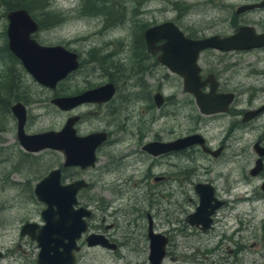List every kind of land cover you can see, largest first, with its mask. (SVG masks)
<instances>
[{
    "label": "rangeland",
    "instance_id": "obj_1",
    "mask_svg": "<svg viewBox=\"0 0 264 264\" xmlns=\"http://www.w3.org/2000/svg\"><path fill=\"white\" fill-rule=\"evenodd\" d=\"M120 1L127 5L124 7L120 5L118 9L122 10L127 6L128 16H133L131 7L138 9L139 13L134 12V16H137L135 18L141 22L149 21L153 24L171 19L186 32L194 31L198 35H209L215 32L224 34L233 31L232 15L235 13V8L243 2L255 0ZM82 6H84L82 0H50L45 8L51 14L55 15L54 13H56V16L62 19L52 27L39 28L35 31V37L46 44H67L66 46L79 52V67L61 82V85L67 90L72 91V89L86 87L88 83L105 81L110 77L107 73L116 76L118 74L117 83L118 85L120 83L121 87L119 85L115 96L108 102L109 104L101 107L88 105L81 108L82 121L78 123V128L82 133L105 128L113 132L111 137L114 140H110V138L101 145L95 166L82 170H64L63 173L65 176L70 174L66 177L84 176L92 183L93 180H111L113 175H132L134 176L132 180H140L139 177L145 173L153 176L161 174L164 170H171L173 166L168 159L175 157H155L144 153L140 150V143L143 140H139L138 136L144 132L143 139H151L155 136L164 140L174 138L194 125L192 117H196L197 111L190 113L191 108L183 97L181 84H178L176 75L166 67L157 65V68L150 70L153 74L140 76L138 73L134 78L131 77L129 74L132 72L129 68L131 60L136 61L140 67L142 56L137 59L132 55V49L128 43L131 38L130 27H127L131 23L129 20L125 22V25H117L103 30L102 18L104 14L83 12ZM5 12L4 2L0 0V78L9 68L13 74H15L14 69H17L16 63L12 64V59H9L1 49L7 41ZM236 15L238 24L251 23L257 30L264 31V9H251ZM99 47L111 49L114 53H117V50L121 48L114 56L119 61L106 56L104 57L106 66H102L99 61L96 64L89 60L90 56L96 53H89V51H95ZM95 55L101 57L97 53ZM202 58L203 72L216 66L220 72V88L234 92V99L228 110L218 115L214 119L215 121L199 124L209 143L215 145L218 143V139L223 138V135L228 132L232 119L234 124L241 125L242 114L238 109L245 110L254 107L264 99V47L225 53L209 49L203 51ZM116 62L122 63L123 70L122 68L120 70L124 71L126 75L116 71ZM221 66H226V68L220 71ZM15 76L21 82L15 79L16 81H13L12 86L8 89L9 93L18 95L22 92H16L17 85L15 84L18 82L28 87L32 96V100L25 103L27 108L26 130L34 132L60 128L71 112L57 108L50 101V89L38 82L25 68H21V72ZM126 79L129 84L133 82L136 85L150 84L149 87L148 84L142 86L143 99L135 97L131 104L124 100L123 96L127 90H140L138 86L133 85L127 86L128 89L123 87V81ZM160 84L164 95L177 93L180 102L167 99L160 108H157L155 104L154 107H149L150 100L144 99V92L146 90L148 92V89L151 88L152 93ZM113 106H116L117 110L111 112ZM80 110L77 107L73 112ZM128 117L129 119H127ZM263 121L264 114L258 116L252 123L245 124L248 126L245 131L242 128L237 130L238 127L234 125L233 132L231 131L232 135L226 137L222 156L216 159L199 156L195 162V172L199 178L210 179L221 174L222 191L228 190L226 196L229 200L243 195V199H234L223 209L225 213L223 228L228 234L235 231L231 235V239L225 241L227 250L233 248L235 242L243 244V250L237 253V259L244 264H264V191L256 190L257 184L261 182V177L248 173L257 154H255L256 151L253 150L252 145L257 138V133L261 130V128H257L258 126L255 127V124H262ZM0 126V243L10 246L7 248H11L13 252H21L16 243L11 242L18 235V226L27 218L40 219L39 209L42 205L36 201V194H34L32 186L45 172L53 166H57L63 156L60 151L51 148L35 152L25 151L16 138V119L11 112L5 114L0 112ZM101 175L105 177L101 178ZM248 175L249 177L246 178ZM65 176L63 175V177ZM105 184L112 183L105 182ZM129 185L131 188L128 192L138 196V189L134 188V184L130 182ZM253 242H256L255 246H253ZM133 257L137 258L136 260L143 259L144 252L136 253ZM4 263L13 264L12 261L8 263L5 259ZM103 263L111 264L112 261H103Z\"/></svg>",
    "mask_w": 264,
    "mask_h": 264
},
{
    "label": "flooded vegetation",
    "instance_id": "obj_2",
    "mask_svg": "<svg viewBox=\"0 0 264 264\" xmlns=\"http://www.w3.org/2000/svg\"><path fill=\"white\" fill-rule=\"evenodd\" d=\"M260 8L264 9V6L256 7L252 9H260ZM249 10H245L243 12ZM184 33L191 37H202L207 35V34L198 35L196 32L190 34L189 32L186 31H184ZM32 35L35 36V33ZM143 42H144L145 51L142 57L140 58L141 66L139 67V69L141 70L140 76H147L148 74L152 73L150 72V70L157 68V65H159V67L161 66L166 67V66L163 63H161L157 58L159 52L161 51L160 49H158L154 53H151L150 51L147 50L146 41L144 38V31H143ZM161 42H163V40L157 41V43H161ZM48 44H55V43H48ZM63 45L66 46L67 44H63ZM262 47L264 46L255 47L251 49H258ZM209 49H214L216 51H220L221 53L228 52V51L218 50L215 48L202 49L199 52V56H198V63L201 66V71H200L201 77L202 79H204L208 74H211L213 76V79L218 83L216 90L219 92H229L220 88V81H219L220 72L218 71V68L216 66H212L207 72H203V68L201 64L203 59L202 53L203 51ZM229 51H234V50H229ZM77 53L79 58L80 57L79 52ZM15 57L16 59L14 58V60L17 65V69L19 72H21V68L24 69L25 67L21 63L20 59L17 56ZM79 65H80V60H79ZM223 65H227V64H223ZM225 68L226 66H221L219 70L222 71ZM19 72H17V74H19ZM71 72H69L65 78L59 80L54 87L44 85V87L50 89L51 92L50 101L53 97L79 93L87 88L98 86L107 81H112L115 84V88H116L115 93L109 100L102 102L86 101L71 109L64 110L66 112H71L67 115L66 119L72 115H76V114L79 115V119L74 124L76 128V132L78 134H87L91 131L82 133L78 128V123L82 121V114H83L82 110L80 109L88 105L101 107L106 104H109L108 102H110L115 96L120 83L118 85V83H116L115 81L110 80V78H107L105 81H102L100 83H88L86 87L77 88L74 90L72 89L73 88L72 87L71 88L72 91H71L70 89L67 90L66 87L61 85V82L64 79H66L71 74ZM172 73L176 75L178 84L180 83L182 86V93L184 95L183 97L185 98V101L188 103L189 107L191 108L190 113L193 111L195 113V111H197V114L195 113L196 117H192L194 121V125L190 126L185 131L177 134L174 138L185 136L191 133H199L203 136L204 145L208 147L209 150L204 149L203 146L199 143H192L180 149L169 150L167 152H163L157 155H152L148 153L146 150H144L142 146L150 140H154V139L164 140V139H161L158 136H155L154 138L151 139H143L144 137L142 138V135L144 134V132H142L138 136L139 140L141 139L143 140V142L140 141L141 142L140 150H142L144 153L150 154L155 157H164V156L175 157L174 159H168V161H170L171 165L173 166L172 169L164 170L161 174L153 175V176H151V174L145 173L144 175L139 177L141 178L140 180H132V177H134L132 175H113L111 180H107V179L106 180L102 179L97 181L93 180L92 183L91 181L87 180L84 176L82 177L79 175H71L70 177H66L70 174H67L65 176V174L63 173L64 170H70V169L82 170L92 166L86 168H81L76 165L66 166V167L62 166V162L64 159V155L62 153L63 158L60 161V163L57 165L60 166L62 169L61 181L63 183H68L76 179L83 178L87 183L86 185L82 186L80 189L77 190L76 192L77 201L73 205L75 209L82 206L88 210L87 214L82 215V218L86 220V228L82 230L78 236L75 237L74 239L75 246L72 247L71 249V252L74 254L73 264H105L103 263V261H108V260L112 261L111 264H135V263L154 264L153 260L154 261L156 260V262H158L156 264H244L242 261L237 259V253L238 252L240 253L243 250L242 247L243 244H241V242L240 243L235 242L234 243L235 246L227 250V242L225 241L231 239L230 237L232 234L235 233V231L233 230L230 234H228L223 228V216L225 215L223 209L227 205H229L230 201L232 202L234 199H243V195L237 196L236 198L229 200L228 196H226V192L228 190L222 191L223 187L220 184L221 174H219L218 177L209 179L206 177L199 178L196 176V172H195L196 169L195 162L199 156H204L206 158L213 157L215 159L222 156V153L224 152L223 147L226 144V137L228 135L230 136L232 135L233 132L232 127L234 128L235 127L234 125L236 124H234L233 122L234 120L232 119L230 122V127L228 132L223 135V138L224 137L225 138L223 139L222 137H220L218 139L217 144L215 145L210 144L206 137V134L204 133V131L200 129L199 124L206 123L208 121H213L218 117V115L223 114L224 111H217L213 113H204L200 111L199 107L196 104L194 94L189 91H186L183 88V81L181 75L176 72H172ZM107 74L109 75V73ZM161 76H163V74H161ZM16 80L17 81L19 80V82H21L20 79H16ZM127 80L123 81L124 84L123 87L128 89L127 86L133 85V86H138L140 90L139 91L127 90V92L123 96L124 100L129 104H131L134 101L135 97L143 99L142 86H147L148 84L149 87L150 84L147 83V81H144L147 84H142V85H138V84L136 85L135 82L129 84ZM15 85H17L16 92L17 91L18 92L22 91V92L21 93L17 92L18 95L14 93L17 96V98H15L13 102L20 101L24 105L26 102H30L32 100V96L29 88L26 87L24 84L18 82H16ZM160 87L161 84L152 93H151V88L148 89V92L147 90L144 92L145 94L144 99L151 100L148 103L149 107H154L155 104L157 108H160V106L162 107L167 99L168 100L174 99V101L180 102L179 101L180 97L177 96V93L164 95ZM208 89H209V83H207L205 86L202 87V90L204 91H207ZM157 91H160L163 94V99L161 100L160 105H157L155 99V93ZM125 101L123 102L125 103ZM262 104H264V99H262L261 102L254 107L246 108L245 110L238 109L239 113L242 114L241 117L242 123L239 122L241 125H236L238 127L237 130H241L242 128L245 131L248 128V126H246L245 124L252 123L255 119H257L258 116L264 114V109H262L251 118L243 119V116L247 110L257 108ZM77 107H79L80 111L73 112V110ZM25 109H26V118L24 123L25 132L34 133V132L44 131V130H40V131L29 132L26 130V126H25L27 120L26 105H25ZM115 110H117L116 106H113L111 108V112ZM11 114L15 117L12 111ZM127 119H129V117ZM256 126H258L257 128H261V130L257 133L258 134L257 138L255 139L252 145V148H254L253 150L256 151V152L254 151L255 154L256 153L257 154L255 155L253 165L248 169V173L251 175H257L258 177H261V182L260 184H257L256 190L264 191V189L261 188V183L264 179V163H263V167L259 169L255 174H252L250 172L251 168L255 165V160L257 159V157H259V154L255 147V143L258 142L259 145L264 147V121L262 124L256 123L255 127ZM96 130H104L107 133V138L100 145H98L96 149V155L98 158V150L100 149L101 145L104 144V142H106V140H109L110 138H111L110 140H114V139H112L111 137L113 132H110V130H107L105 128H100ZM96 130H92V131H96ZM140 131H142L141 128ZM134 134H136V132H134ZM16 138H17V129H16ZM212 150H214L215 153ZM28 152H35V151H28ZM261 158L263 162L264 156H262ZM47 172H45L41 176V178ZM63 175L66 178L63 177ZM100 177L104 178L105 176L101 175ZM248 177L249 175L246 176V178ZM98 182H102V183H98ZM105 182L112 184H105ZM130 182L134 184V188L138 189L137 192L138 196L131 195L130 192H128L129 189L131 188V186L129 185ZM154 184L155 187H153ZM34 186H32L33 190H34ZM197 187L199 189H197ZM201 192L207 199L205 214L201 213V215H194V213L197 211V207L200 204ZM35 198L36 201L40 205H42V207L39 209L40 219L36 220L32 218L31 219L27 218L18 226V235L17 237L13 238L11 242L12 243L15 242L16 246L21 249V252L19 251L13 252L11 248H7L10 246H4L3 244L0 243V264H5L4 259L8 263L12 261L13 264L15 263L42 264L41 262H39L40 246L38 244L39 241L37 237L41 236L42 234L40 232V229L42 228V225L45 222L42 216V211L43 209H45L47 204L44 201L40 200L37 196H35ZM57 242H60V244L57 246V249H55V251L61 250L66 253L63 244L68 242V238L63 237L61 240ZM255 243L256 242H253V246H255ZM151 244H154L157 250V254L152 257H150ZM159 250L162 251L161 258L158 255ZM53 251L54 250H51V253ZM143 252H144V257H142L143 259L136 260L137 258L133 257V255H136V253L142 254ZM50 254L45 258L42 257V260L44 261L45 264H50V260H51ZM227 254H229L230 257Z\"/></svg>",
    "mask_w": 264,
    "mask_h": 264
},
{
    "label": "water",
    "instance_id": "obj_3",
    "mask_svg": "<svg viewBox=\"0 0 264 264\" xmlns=\"http://www.w3.org/2000/svg\"><path fill=\"white\" fill-rule=\"evenodd\" d=\"M263 6L264 0L245 2L239 4L235 12L240 13ZM6 18L7 46L38 82L54 87L69 72L79 67L78 53L75 50L60 43H40L32 35L39 29V23L25 7L7 10ZM144 38L148 51L154 53L158 49L161 50L157 56L158 60L172 72L181 75L183 88L194 94L197 106L204 113L227 110L234 99V92L217 91L218 83L211 74L202 79L201 66L198 63L199 52L205 48L229 51L264 46V31L257 30L251 23L238 24L233 31L226 34L213 33L202 37H191L186 35L174 21L167 19L147 26L144 29ZM158 40L163 42L157 43ZM207 83H209V89L202 90ZM115 89V84L107 81L79 93L53 97L51 102L58 108L67 110L86 101H107L114 95ZM155 99L157 105H160L163 94L157 91ZM10 109L16 117L18 141L25 150L38 151L43 148L58 150L64 155L62 166L65 167L76 165L86 168L95 165L96 149L107 138L106 131L96 130L87 134H78L74 125L79 119V115L76 114L69 116L58 129L51 128L27 133L24 130L25 105L16 101L11 104ZM262 109L264 104L247 110L243 119L251 118ZM192 143H199L204 149L209 150L204 145L203 136L199 133L168 140H150L142 148L152 155H157ZM255 147L259 157L250 170L252 174L263 167L261 157L264 156V147L258 142L255 143ZM61 175L60 166L52 167L34 186L36 196L47 204L42 211L45 220L40 229L42 234L37 237L40 246L39 262L42 264H45L42 257H47L51 250L54 251L50 254V264H73L74 254L71 249L75 246L74 239L86 228V220L82 218V215L87 214L88 210L82 206L75 209L73 205L77 201V190L87 183L83 178L63 183ZM261 188L264 189V179ZM206 201V197L201 192L200 204L194 215L205 214ZM63 237L68 238V242L63 244L66 253L61 250L55 251L60 244L57 241ZM153 245L151 244L150 257L157 254L156 247ZM158 255L161 258V250L158 251ZM153 263L158 262L153 260Z\"/></svg>",
    "mask_w": 264,
    "mask_h": 264
},
{
    "label": "trees",
    "instance_id": "obj_4",
    "mask_svg": "<svg viewBox=\"0 0 264 264\" xmlns=\"http://www.w3.org/2000/svg\"><path fill=\"white\" fill-rule=\"evenodd\" d=\"M2 1L4 2L6 11L9 9L16 8V7H25L34 17H36L35 19L38 21L39 28L41 29L52 27L55 24L59 23L60 20L62 19L61 17L56 16L57 15L56 13H54L55 15H53L47 8H45L49 4L50 0H2ZM82 1H84V6H82L83 12H90L93 14H99L101 12L104 14L102 18V22H103L102 29L103 30L112 28L113 26H117V25H125L126 24L125 22L129 20L131 23L127 27H130L129 33H130L131 38L128 43L130 45V48L132 49V55L133 57H136L137 59H139L144 54L145 47H144V42H143V31L148 25L151 24V22L149 21L141 22L139 19L135 18L137 16H134V12L139 13L138 9L131 7L132 9L131 14L133 16H128V12L126 9L127 6L122 10L118 9L120 5L121 7H124L125 5H127L126 3L120 0L119 2H117L118 0H108V1L107 0H82ZM127 2H130V1H127ZM232 19H233L232 21H234L232 23L233 28H235L238 25L237 15L235 13H233ZM189 33L192 34L194 33V31H190ZM1 49L3 50V52L6 54V56L9 59H12L11 60L13 61L12 64L16 63L14 60V58L16 59V57L9 50L6 42L4 43V46ZM120 50L121 48L117 50V53H114V51L111 49L107 50V48L99 47L95 51H89V53L96 52L101 57H97L95 55L96 53H94L92 54V56H90L89 60L94 61L96 64L99 61L102 66H106V64L104 65V63L106 62L104 57L108 56V57H112L113 59H115L114 56L118 54ZM115 60L119 61L118 58ZM115 68L118 73L126 75L125 72L122 71L123 66L121 62H116ZM120 68H122V70H120ZM129 68L132 71L129 73L131 74L132 78L137 76L138 73L141 74V70L139 69V65L136 64V61L131 60ZM14 70H15V74H17L18 72L17 69L15 68ZM15 74H13L9 68L0 78V112L3 114L11 112L10 106L13 103V100L17 98L15 94L9 93L8 91V89L12 86L13 81L17 79ZM109 76H110L109 77L110 80H113L116 83L118 82V76L114 74H110V73H109Z\"/></svg>",
    "mask_w": 264,
    "mask_h": 264
},
{
    "label": "bare ground",
    "instance_id": "obj_5",
    "mask_svg": "<svg viewBox=\"0 0 264 264\" xmlns=\"http://www.w3.org/2000/svg\"><path fill=\"white\" fill-rule=\"evenodd\" d=\"M181 148H183V147H181ZM180 149V148H179ZM173 150H175V149H173Z\"/></svg>",
    "mask_w": 264,
    "mask_h": 264
}]
</instances>
